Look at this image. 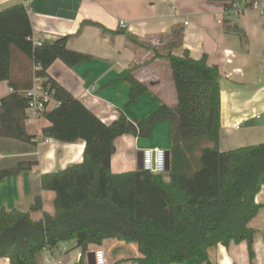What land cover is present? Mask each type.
Returning a JSON list of instances; mask_svg holds the SVG:
<instances>
[{
	"label": "trees",
	"instance_id": "trees-1",
	"mask_svg": "<svg viewBox=\"0 0 264 264\" xmlns=\"http://www.w3.org/2000/svg\"><path fill=\"white\" fill-rule=\"evenodd\" d=\"M225 3L228 10L244 1L253 8L259 0H208ZM85 24L108 30L92 21ZM72 35L41 45L34 43L33 26L25 4L0 11V83L12 91L0 100V138L33 143L27 131V111L32 98L27 92L40 79L41 88L56 105L41 113L48 120L42 134L65 143H85L81 163L56 173L43 174L41 185L55 194L54 214L43 210L39 195L27 211L0 208V258L10 264H40L45 247L76 241L82 257L75 264H87L92 246L101 248L107 239L137 246L138 264H184L190 259L210 263L209 250L230 244L248 245L249 261L255 264L254 241L258 233L250 223L264 206L257 194L264 186V143L223 151L220 148L221 80L208 63L173 53L182 45L178 34L166 53L153 48V59H165L172 72L177 104H162L148 117L131 120L123 111L110 124L103 122L85 104L52 78L48 71L56 60L67 67L85 62L90 55L68 48ZM130 45L146 48L138 37L127 34ZM23 57L30 72L16 77L14 64ZM134 64L119 73L108 86L130 85L128 106L150 91L140 81ZM170 123L171 170L165 175L147 171L112 170L115 141L123 135L149 139L155 126ZM34 161H22L0 169V181L32 170Z\"/></svg>",
	"mask_w": 264,
	"mask_h": 264
},
{
	"label": "crops",
	"instance_id": "crops-1",
	"mask_svg": "<svg viewBox=\"0 0 264 264\" xmlns=\"http://www.w3.org/2000/svg\"><path fill=\"white\" fill-rule=\"evenodd\" d=\"M24 1L30 3L25 6L35 43L52 44L72 35L68 48L90 55L74 67L56 60L48 73L103 122L112 123L120 117L121 111L131 120L143 119L162 104H177L171 69L169 73L164 72V67L170 66L165 59L152 60V57L153 48L166 53L175 37L182 34V45L175 47L173 53L182 55L188 49L195 59L207 55L208 63L220 73L221 150L264 143V18L260 13L264 10V0H259L242 16L226 9L224 2L208 0H0V11ZM85 21L98 23L108 32L85 24L81 33L75 35ZM121 21L127 23L125 27H121ZM127 34L138 37L147 47L130 45ZM24 62L25 59L20 57L14 64L16 77L27 76L30 72ZM134 64H141L136 76L149 85L150 91L136 104L128 106L130 85L122 82L110 87L108 84ZM11 91L6 81L1 82L0 100ZM55 105L54 102L51 108ZM27 114L32 112L28 110ZM48 125V120L43 117L27 122L28 133L36 136L33 143L0 138V156L3 158L0 169L14 167L22 161L36 162L32 170L0 181V208L24 212L41 195L44 206L42 211L32 213L35 220H40L44 212L54 214L55 194L43 189L41 176L81 163L85 151L82 140L48 142L42 134ZM158 128L171 137L170 123L162 121L155 126L147 148L159 147L158 139L154 138ZM143 142L144 139L132 135L118 138L111 163L113 172L138 171L137 158L143 151L140 147ZM257 202L264 205V186L257 194ZM258 212L250 223L251 228L258 231L254 241V261L264 264V206ZM104 243L118 251L122 264H138L130 261L141 256L139 250L138 254L136 252V245L134 248L130 243L113 239ZM66 244L68 242L61 243L54 249V254L64 262L63 256H69L74 249ZM81 255L82 252L75 262ZM45 258L46 254L42 253L40 264ZM209 259L212 264H251L245 242L211 248ZM0 264H10L9 258H0ZM184 264L208 263L190 259Z\"/></svg>",
	"mask_w": 264,
	"mask_h": 264
},
{
	"label": "built area",
	"instance_id": "built-area-1",
	"mask_svg": "<svg viewBox=\"0 0 264 264\" xmlns=\"http://www.w3.org/2000/svg\"><path fill=\"white\" fill-rule=\"evenodd\" d=\"M25 5L30 4L28 1L23 2ZM257 4V3H256ZM254 5V7L256 6ZM246 3L244 1H238L233 4L231 11L237 14L238 16H242L244 12L247 10L245 7ZM262 17L264 18V10L260 11ZM125 21H121L120 25L121 27L126 26ZM185 24H188L185 22ZM35 43V42H34ZM35 44L41 45L42 42L38 41ZM40 79L34 80V88L27 92V96L31 97V105L28 109L32 112L31 115H28L27 122H30L32 118H38L40 117L41 113L51 109L52 104L56 101H53V99L41 88L40 85ZM1 105V103H0ZM52 139H48V142H52ZM167 150L160 148V147H154V148H146L143 150V171L150 172L152 174H161L166 175L168 170V164H167ZM2 156H0V162L2 161ZM94 264H107V255L106 252L102 248H96L94 250ZM43 253L46 254V258L44 259L43 264H67L63 261V259L60 256H56L54 254V250H51L48 247H45L43 249ZM89 254V253H88ZM86 255V263L87 256ZM82 257V255H81ZM80 257V259H81ZM79 259V260H80Z\"/></svg>",
	"mask_w": 264,
	"mask_h": 264
},
{
	"label": "rangeland",
	"instance_id": "rangeland-1",
	"mask_svg": "<svg viewBox=\"0 0 264 264\" xmlns=\"http://www.w3.org/2000/svg\"><path fill=\"white\" fill-rule=\"evenodd\" d=\"M166 71L164 72H168L170 71V68L168 66L164 67ZM154 138L158 139V146L160 148H163L167 151H170V134L167 133V135H165L164 131L163 130H160L158 128V130L156 131V135L154 136ZM149 139H144V142L143 144H141V148L144 150L146 149L147 147H149L148 145V142ZM3 164L0 162V165ZM164 177L167 178V175H165ZM131 247L133 246L135 248V244L133 243H130L129 244ZM66 247H71V248H74L75 246V242L72 243V242H68V244L65 245ZM92 250H94V248H91ZM102 249L106 252V255H107V264H122V262H119V258H118V251L115 249H110L108 247V244L104 243ZM136 249V252L138 254V249ZM82 251L78 248H74L73 251L70 252V255L69 256H63L65 261L68 262V263H74L75 260H77V256L81 253ZM129 262V261H128Z\"/></svg>",
	"mask_w": 264,
	"mask_h": 264
},
{
	"label": "water",
	"instance_id": "water-1",
	"mask_svg": "<svg viewBox=\"0 0 264 264\" xmlns=\"http://www.w3.org/2000/svg\"><path fill=\"white\" fill-rule=\"evenodd\" d=\"M170 159H171V152L168 151L167 152V164H168V170H167V173L170 172L171 170V164H170ZM143 151H140L138 153V158H137V165H138V170H143ZM94 251H91L88 256H87V261H88V264H94Z\"/></svg>",
	"mask_w": 264,
	"mask_h": 264
}]
</instances>
